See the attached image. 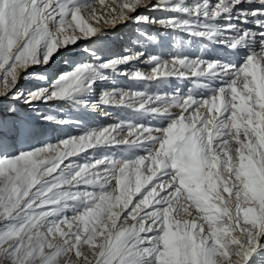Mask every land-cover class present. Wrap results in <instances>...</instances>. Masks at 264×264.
Here are the masks:
<instances>
[{
  "label": "snow or ice",
  "instance_id": "1",
  "mask_svg": "<svg viewBox=\"0 0 264 264\" xmlns=\"http://www.w3.org/2000/svg\"><path fill=\"white\" fill-rule=\"evenodd\" d=\"M127 21L181 30L223 54L102 57L105 29ZM173 76L193 87L155 90ZM145 82L151 94L133 90ZM9 98L0 264H264V0H0V103ZM21 101L132 111L90 128L33 117ZM36 119L80 132L37 146Z\"/></svg>",
  "mask_w": 264,
  "mask_h": 264
},
{
  "label": "rangeland",
  "instance_id": "2",
  "mask_svg": "<svg viewBox=\"0 0 264 264\" xmlns=\"http://www.w3.org/2000/svg\"><path fill=\"white\" fill-rule=\"evenodd\" d=\"M154 2V1H153ZM212 2H215L212 0ZM143 11V9L138 10ZM154 15L164 17L165 14L163 12H155ZM134 23V22H133ZM127 33V32H125ZM127 35V34H125ZM129 38H131L135 51H143L145 53L143 59H147L151 55H156L161 57L163 60L171 61L175 56H187L189 59H196L198 57H203L205 59H209L210 56L216 54V50L218 47L222 45L210 46L207 40H201V38H193L189 33H185L181 30L177 29H164L157 24L153 25H139L134 24L131 28V31L128 33ZM149 36H155L156 41L152 42L148 39ZM205 44H209L208 48H205ZM87 42L81 43V48L87 47ZM208 49V50H207ZM212 50V51H211ZM211 51V52H210ZM133 52V51H132ZM122 56L118 55L117 57ZM209 56V57H208ZM107 58H109L107 56ZM135 67L140 68L141 70L148 72L150 71V66L145 65L144 63H138L134 65ZM192 79L178 78V77H170L168 79V83L162 86L158 90L160 92L167 91L169 94L174 92H187L188 89L192 88ZM129 81L123 77L118 78L119 87H127ZM29 87L32 84L28 85ZM110 87V83L101 84L97 89L96 94L93 96L92 100L97 102L96 99H99L100 94L106 89ZM134 91H146L151 94L154 89L152 87V82H145L144 86H137L133 88ZM9 103H12L11 99L4 100L3 103H0V111L3 110V107ZM15 106L21 111L27 110L31 112L33 117H36L38 113L52 114L56 115L58 118H68L71 120H80L82 116V112L71 109L68 107H61L57 104H49V105H36L35 109L30 108L29 106H25L23 102H19L15 104ZM24 107V108H23ZM109 111L116 112L114 107L109 108ZM132 110H121L119 115L106 116L109 120L116 123L118 119H123L125 117H131ZM81 114V115H80ZM85 114V113H83ZM99 114V113H98ZM90 114H87L83 119L86 126L90 128L99 127L96 123H94L93 118H89ZM107 119V121H108ZM35 127L38 132L44 133L43 136H38L35 140H32V144H37L40 139H52L55 140L59 137H64L68 134L77 135L80 132V128L76 125H52L50 122H46L43 119L34 120ZM20 148L26 147L24 143H20L18 145ZM119 151V149H112L109 155H114Z\"/></svg>",
  "mask_w": 264,
  "mask_h": 264
},
{
  "label": "bare ground",
  "instance_id": "3",
  "mask_svg": "<svg viewBox=\"0 0 264 264\" xmlns=\"http://www.w3.org/2000/svg\"><path fill=\"white\" fill-rule=\"evenodd\" d=\"M97 7H98V5H97ZM134 24L135 23H133V21H127V22L119 23V24L115 25L114 27H107L105 29L106 36L104 38V50L100 53V55L102 57L108 56L109 58H112V57H117L118 55H128V54L132 53V51L134 52L135 49H134L132 40H131V38H129V35H128V33L131 31V28L133 27ZM125 32H127V33H125ZM125 34H127V35H125ZM222 49H223V46L218 47L216 50V54H214L213 57H215L217 55H222L223 54ZM96 101H98V99H96ZM91 102L95 103L93 100ZM81 114H82V116L80 117L81 119H83L85 116H87V114H90L89 118H93L94 123H96L99 127L100 126H106L108 124L113 123V121L109 120L100 111L92 112L91 110H89L88 113H86V114L81 113ZM107 119H108V121H107Z\"/></svg>",
  "mask_w": 264,
  "mask_h": 264
}]
</instances>
